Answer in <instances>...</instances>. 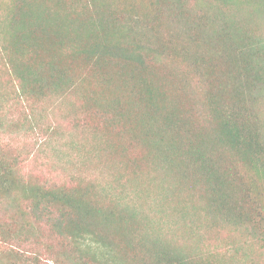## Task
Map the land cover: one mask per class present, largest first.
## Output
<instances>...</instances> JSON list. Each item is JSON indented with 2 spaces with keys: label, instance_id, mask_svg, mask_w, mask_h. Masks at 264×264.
I'll return each mask as SVG.
<instances>
[{
  "label": "trees",
  "instance_id": "trees-1",
  "mask_svg": "<svg viewBox=\"0 0 264 264\" xmlns=\"http://www.w3.org/2000/svg\"><path fill=\"white\" fill-rule=\"evenodd\" d=\"M262 18L264 0H0V107L28 117L74 96V127L123 157L127 176L150 167L165 191L176 185L178 200L164 199L191 226L228 227L264 259V36L251 28ZM17 165L0 157L8 264H225L155 231L120 180L109 197Z\"/></svg>",
  "mask_w": 264,
  "mask_h": 264
},
{
  "label": "rangeland",
  "instance_id": "rangeland-1",
  "mask_svg": "<svg viewBox=\"0 0 264 264\" xmlns=\"http://www.w3.org/2000/svg\"><path fill=\"white\" fill-rule=\"evenodd\" d=\"M257 20L251 28L256 34L264 36V18ZM6 81L7 76L0 68V85L6 84ZM68 98L70 101L66 102L65 98L60 99L64 105L62 108H58L57 99L46 104L37 103L33 114L30 110L28 117L23 114L22 107L13 106L11 102L4 103L0 107V157L16 159L17 169L22 176L49 186L92 183L97 193L110 197L119 196V190L114 192V188L109 186L120 180L126 184L121 196L128 203H136L155 231L178 245L205 256L217 257L225 264H252L264 260L258 244L249 242L228 227L211 226L201 217L191 226L186 216L190 211L182 210L185 206L176 207L174 202L164 199L165 195L177 199L178 194H172L176 185H165L169 192L165 191L161 182L155 180L150 167L142 166L132 176H127L129 172L121 167L123 157L109 148L101 149V145L95 144L94 139L100 141L96 136L74 127V111L78 106L74 103V96ZM65 107H68L71 114L65 111ZM64 113L68 116H64ZM262 114L264 117V100ZM35 124L47 129V134L33 135L30 126ZM135 137L138 139L137 135ZM121 140L129 141V138ZM137 145L139 142L129 143L126 149L128 158L135 157L141 151ZM105 189H111L112 194L105 192ZM193 203H196L195 200ZM52 244L57 243L54 241ZM8 247L0 245V264H8Z\"/></svg>",
  "mask_w": 264,
  "mask_h": 264
}]
</instances>
